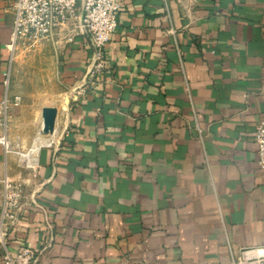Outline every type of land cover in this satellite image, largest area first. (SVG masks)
Returning a JSON list of instances; mask_svg holds the SVG:
<instances>
[{
	"label": "crops",
	"instance_id": "0c3cea01",
	"mask_svg": "<svg viewBox=\"0 0 264 264\" xmlns=\"http://www.w3.org/2000/svg\"><path fill=\"white\" fill-rule=\"evenodd\" d=\"M15 1L0 0V103L10 68L9 95L27 96L7 48ZM119 1L109 68L95 80L81 1L37 46L60 87L41 104L50 142L33 165L14 143L33 145L37 120L21 127L28 103L9 110L0 203L6 178L24 197L7 247L38 249L33 264H230L232 251L264 245L253 137L264 119V0ZM45 106L58 108L54 133L42 131ZM4 250L0 241V264Z\"/></svg>",
	"mask_w": 264,
	"mask_h": 264
},
{
	"label": "built area",
	"instance_id": "2783aa9c",
	"mask_svg": "<svg viewBox=\"0 0 264 264\" xmlns=\"http://www.w3.org/2000/svg\"><path fill=\"white\" fill-rule=\"evenodd\" d=\"M80 1L83 5L81 27H85L89 32L96 57L89 76L95 80L99 74L107 71L109 65L106 49L119 23V12L122 8L119 0H16L13 30L7 44L10 62L14 61L17 50L23 44L35 48L49 39L56 29L75 16ZM11 83L10 68L4 78L6 95L0 103V127L5 129L0 141L7 147H9L6 134L9 110L12 104L17 105L21 101L19 95L13 98L9 95ZM253 137L260 164L264 167V119L257 123ZM23 197L22 183L6 178L0 203V241L5 246L2 256L4 264H33L38 258L39 251L34 247L22 245L16 253L7 247L8 230L18 221ZM230 264H264V245L244 248L239 252L232 251Z\"/></svg>",
	"mask_w": 264,
	"mask_h": 264
},
{
	"label": "rangeland",
	"instance_id": "374dc122",
	"mask_svg": "<svg viewBox=\"0 0 264 264\" xmlns=\"http://www.w3.org/2000/svg\"><path fill=\"white\" fill-rule=\"evenodd\" d=\"M15 59L17 63L14 70L15 84L20 93L27 95L17 106L23 107V102L30 105H25L24 113L19 111V116L23 120L21 127L23 125L27 127L29 118L31 121L37 120L36 131L39 133L41 131V104L48 99L47 97L50 92L54 91V87L55 89L60 87L58 66L54 63L51 55L40 52L39 47L32 48L25 44L17 50ZM25 130L24 128L19 131L22 133ZM22 138L23 136L18 137L14 148L21 157L25 158L22 152L27 151L32 145H24ZM25 163H29V160L26 159Z\"/></svg>",
	"mask_w": 264,
	"mask_h": 264
},
{
	"label": "water",
	"instance_id": "95a60500",
	"mask_svg": "<svg viewBox=\"0 0 264 264\" xmlns=\"http://www.w3.org/2000/svg\"><path fill=\"white\" fill-rule=\"evenodd\" d=\"M83 32L90 38V34L87 31L85 27H82ZM92 43V41H91ZM96 57L95 54L92 59V63L88 69L87 76H89L90 72L92 71V67L95 64ZM58 114V108L55 106H45L42 109V131L44 133L50 134L54 133L55 131V126H56V118Z\"/></svg>",
	"mask_w": 264,
	"mask_h": 264
},
{
	"label": "bare ground",
	"instance_id": "6f19581e",
	"mask_svg": "<svg viewBox=\"0 0 264 264\" xmlns=\"http://www.w3.org/2000/svg\"><path fill=\"white\" fill-rule=\"evenodd\" d=\"M49 142H50V139L47 137V135L46 136H42V135L39 134L34 139L33 145L27 151L22 152V155L27 160H29L30 164L33 165L37 161V155H38V151H39L40 146L45 144V143L48 144Z\"/></svg>",
	"mask_w": 264,
	"mask_h": 264
}]
</instances>
